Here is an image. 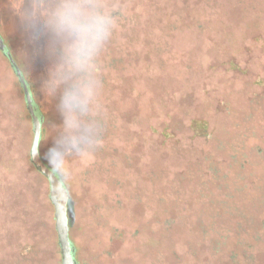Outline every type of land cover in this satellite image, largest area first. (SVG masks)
<instances>
[{"label": "trees", "instance_id": "16d2710c", "mask_svg": "<svg viewBox=\"0 0 264 264\" xmlns=\"http://www.w3.org/2000/svg\"><path fill=\"white\" fill-rule=\"evenodd\" d=\"M250 1L105 0L116 28L98 61L101 95L121 88L122 128L142 135L144 184L154 189L153 200L140 190L128 198L124 234L146 238L141 259L126 264H264V7ZM220 70L247 79L242 109L233 85L212 82ZM12 78L0 77V264H52L37 201L26 197L30 115ZM119 123L104 115L101 141ZM116 154L105 180L121 190ZM124 204L116 194L110 210Z\"/></svg>", "mask_w": 264, "mask_h": 264}, {"label": "rangeland", "instance_id": "374dc122", "mask_svg": "<svg viewBox=\"0 0 264 264\" xmlns=\"http://www.w3.org/2000/svg\"><path fill=\"white\" fill-rule=\"evenodd\" d=\"M14 2L15 0L13 2L0 1V36L8 45L18 67L22 70L26 81L30 85L34 102L44 117L39 151L44 163L51 168L46 154L53 147L57 131L62 122L56 108L57 100L50 94L53 75L56 71V62L53 58L45 55H41L39 59L34 61L27 59L23 55L25 50L24 39L18 20L10 11V6ZM249 5L257 8L264 7V1L252 0V2H249ZM106 58L107 52L105 51L103 59L106 60ZM103 72L104 75H108L107 69L104 68ZM219 72L220 78L216 77L212 79V74H209L213 80L212 82L220 80L219 82L222 87L227 84L229 86L233 85L237 92L232 98L233 103L237 109H242L247 99L241 90H243V84L247 79L243 76H237L236 78L225 77L223 76L224 72L221 70ZM13 76L17 78L9 59L0 51V77L5 84L8 82L11 84ZM233 76L235 77V75ZM108 91L104 90V93L100 94L99 99L102 97L101 107L106 118L118 117L120 131L117 134L111 132L110 135H107L106 140L101 141L85 157L69 155L66 158L67 175L55 172L68 191L70 240L76 248V260L78 264H126L125 261L128 256L133 257L135 261H139L141 259L140 251L144 248V239L146 237L143 235L133 240L132 236L128 237L124 234V231L129 226L131 227V203L128 198L132 194L139 196L138 192L140 190V192H143V196H146L148 199H154V189L148 184H144L143 179V173L145 172L143 160L145 148H142V135L137 128H132L129 132L122 128L123 124H125V119L121 88L118 87L116 92L113 91V94L115 93L114 96H110V94L108 96ZM22 102L28 111L24 94ZM29 119L28 128L30 129V135L24 146L23 153L27 162L22 166L28 175L30 189L28 194L25 193L27 200L29 199L28 201H37L36 207L32 205L31 209L32 212L38 213L43 217L46 225L45 234L49 239L50 249L54 253L52 264H61L55 208L49 198V182L31 163L30 151L34 134L31 116ZM113 135L115 136V140L112 142ZM105 144L115 148H101ZM116 150L120 173L122 178H124L121 190L117 186L116 188L110 187L105 180V177L110 173L109 164L112 161L113 152ZM120 193L125 204L117 212H112L110 207L112 206L114 197ZM98 202L100 207L97 205ZM151 209L148 213L149 215L153 212V207ZM136 212L138 213L137 222L140 225L139 209ZM114 227L117 231L114 237L115 240L112 242L110 240L112 236L111 230ZM50 262L49 260L48 264ZM10 263H13V260Z\"/></svg>", "mask_w": 264, "mask_h": 264}, {"label": "clouds", "instance_id": "9594fccd", "mask_svg": "<svg viewBox=\"0 0 264 264\" xmlns=\"http://www.w3.org/2000/svg\"><path fill=\"white\" fill-rule=\"evenodd\" d=\"M10 11L24 39L23 55L56 62L50 94L62 122L46 158L54 172L67 175L66 158L89 155L104 135L97 68L116 18L105 0H15Z\"/></svg>", "mask_w": 264, "mask_h": 264}, {"label": "water", "instance_id": "95a60500", "mask_svg": "<svg viewBox=\"0 0 264 264\" xmlns=\"http://www.w3.org/2000/svg\"><path fill=\"white\" fill-rule=\"evenodd\" d=\"M0 51L9 59L11 67L16 74L20 86L23 89L27 109L33 123V142L30 151L31 163L49 182L50 202L55 208L56 231L61 251V264H78L76 260V248L70 240V228L68 220L69 195L59 176L49 168L41 158L39 145L42 138V126L44 117L34 103L29 83L26 81L22 70L18 67L8 45L0 36Z\"/></svg>", "mask_w": 264, "mask_h": 264}]
</instances>
